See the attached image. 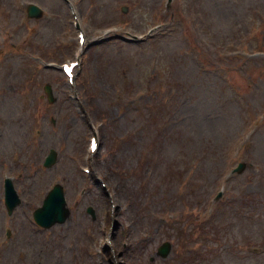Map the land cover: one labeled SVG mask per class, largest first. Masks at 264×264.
<instances>
[{
  "label": "rangeland",
  "instance_id": "1",
  "mask_svg": "<svg viewBox=\"0 0 264 264\" xmlns=\"http://www.w3.org/2000/svg\"><path fill=\"white\" fill-rule=\"evenodd\" d=\"M68 2L74 86L49 67L75 58ZM56 182L70 215L44 229ZM0 264H264V0H0Z\"/></svg>",
  "mask_w": 264,
  "mask_h": 264
},
{
  "label": "water",
  "instance_id": "2",
  "mask_svg": "<svg viewBox=\"0 0 264 264\" xmlns=\"http://www.w3.org/2000/svg\"><path fill=\"white\" fill-rule=\"evenodd\" d=\"M29 14L35 17H39L40 10L37 7L31 5L29 6ZM45 90L48 93L49 100L53 101V98L51 96V89L49 85L45 86ZM55 155H56L55 152L52 151V159H54ZM46 164H48V161ZM246 166H248L247 163L240 162L234 171L240 173L244 170ZM11 192L12 195H9L8 199H6V204L9 212L18 202L12 190ZM64 204L65 202L63 199V194L61 192V189L58 185H56L53 188V190L50 192V195L46 198L44 205L35 211L34 214L36 220L44 226H50L55 222H63L69 213L68 210L64 207ZM89 211L92 213L90 209ZM169 250H170V244L165 242L159 247L158 254H160L162 257H165L169 253Z\"/></svg>",
  "mask_w": 264,
  "mask_h": 264
},
{
  "label": "bare ground",
  "instance_id": "3",
  "mask_svg": "<svg viewBox=\"0 0 264 264\" xmlns=\"http://www.w3.org/2000/svg\"><path fill=\"white\" fill-rule=\"evenodd\" d=\"M5 109H6V111L8 110V108H7V107H5ZM8 111H9V110H8ZM8 111H7V113H9Z\"/></svg>",
  "mask_w": 264,
  "mask_h": 264
}]
</instances>
